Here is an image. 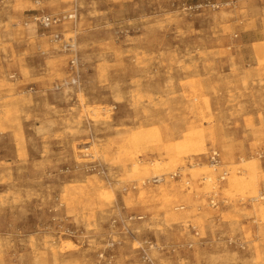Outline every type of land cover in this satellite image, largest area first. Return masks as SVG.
<instances>
[{"label": "rangeland", "instance_id": "374dc122", "mask_svg": "<svg viewBox=\"0 0 264 264\" xmlns=\"http://www.w3.org/2000/svg\"><path fill=\"white\" fill-rule=\"evenodd\" d=\"M261 24L264 0H0V264H264Z\"/></svg>", "mask_w": 264, "mask_h": 264}, {"label": "built area", "instance_id": "2783aa9c", "mask_svg": "<svg viewBox=\"0 0 264 264\" xmlns=\"http://www.w3.org/2000/svg\"><path fill=\"white\" fill-rule=\"evenodd\" d=\"M37 21L39 23H41V25L46 28V29H53L55 28L56 26H59L62 24V19L61 18H57V17H53V16H44V17H41V18H37ZM59 36H56V39H58ZM211 162L214 164V166H218L221 162L220 160V156H219V153L217 152H212L211 153ZM227 172H224L223 175L220 177V181L223 182L225 181L226 177H227ZM172 177H180V174L179 173H176L174 174ZM161 181H163V179L161 178H154L153 179V183L157 184V183H160ZM210 199V204L211 206H216V203H215V200L213 198H209ZM193 228V227H192ZM229 244L230 245H233L234 244V241H229ZM190 247L192 248L193 245H190Z\"/></svg>", "mask_w": 264, "mask_h": 264}, {"label": "crops", "instance_id": "0c3cea01", "mask_svg": "<svg viewBox=\"0 0 264 264\" xmlns=\"http://www.w3.org/2000/svg\"><path fill=\"white\" fill-rule=\"evenodd\" d=\"M247 37H250V40L248 42L247 40V48H251L252 43H263L264 42V24H261L256 29H254L252 32H249L246 34Z\"/></svg>", "mask_w": 264, "mask_h": 264}, {"label": "bare ground", "instance_id": "6f19581e", "mask_svg": "<svg viewBox=\"0 0 264 264\" xmlns=\"http://www.w3.org/2000/svg\"><path fill=\"white\" fill-rule=\"evenodd\" d=\"M257 169H258V168H257L256 165H255V167H253V168L251 169L252 178H251V181H250L248 184L245 185V187H246L247 189H254L255 186L257 185V182H258L257 174H256ZM262 199L264 200V196L261 197V200H262Z\"/></svg>", "mask_w": 264, "mask_h": 264}]
</instances>
